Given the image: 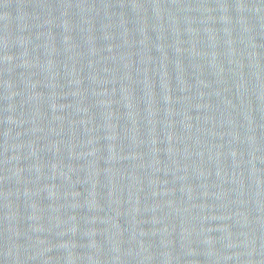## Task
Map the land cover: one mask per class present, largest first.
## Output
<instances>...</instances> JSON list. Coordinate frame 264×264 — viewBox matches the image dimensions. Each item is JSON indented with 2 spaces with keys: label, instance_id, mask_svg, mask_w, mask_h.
Wrapping results in <instances>:
<instances>
[{
  "label": "water",
  "instance_id": "95a60500",
  "mask_svg": "<svg viewBox=\"0 0 264 264\" xmlns=\"http://www.w3.org/2000/svg\"><path fill=\"white\" fill-rule=\"evenodd\" d=\"M0 264H264V0H0Z\"/></svg>",
  "mask_w": 264,
  "mask_h": 264
}]
</instances>
